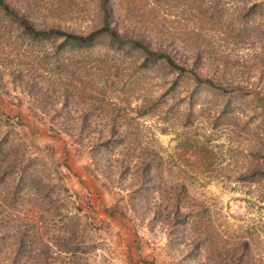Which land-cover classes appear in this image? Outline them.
<instances>
[{
  "label": "rangeland",
  "instance_id": "374dc122",
  "mask_svg": "<svg viewBox=\"0 0 264 264\" xmlns=\"http://www.w3.org/2000/svg\"><path fill=\"white\" fill-rule=\"evenodd\" d=\"M7 1L39 28L104 22L101 0ZM107 2L179 67L0 11V264H264V0Z\"/></svg>",
  "mask_w": 264,
  "mask_h": 264
},
{
  "label": "trees",
  "instance_id": "16d2710c",
  "mask_svg": "<svg viewBox=\"0 0 264 264\" xmlns=\"http://www.w3.org/2000/svg\"><path fill=\"white\" fill-rule=\"evenodd\" d=\"M107 1L108 0H101L102 8L104 11L103 25L100 28L93 30L87 34L69 31L63 29L60 26L39 28L36 26L32 19H30L25 14L20 13L7 0H0V11L2 12L4 18H6L12 25L16 26L22 32V34L30 40L60 41L61 47L70 48H91L95 46L100 40L105 38H108L110 42L116 44H125L127 42L133 41L134 43L140 45L139 47H141L146 53L148 60L163 59L168 61L171 65L179 67L167 52L155 51L140 40L132 39L122 34L119 28L112 24L114 17L113 10L108 5ZM3 116H5V114H0V121L4 118ZM4 120L6 119L4 118ZM38 149L42 150L39 147ZM145 169L149 170L150 172L152 169V162L147 163ZM27 171H29V169L24 168V172L26 173ZM24 176L28 177V175L26 174ZM140 188L138 189V192ZM176 210L177 213L181 211L178 205Z\"/></svg>",
  "mask_w": 264,
  "mask_h": 264
}]
</instances>
